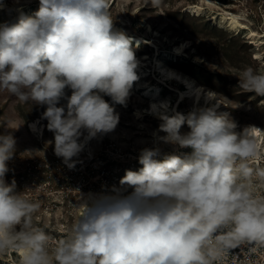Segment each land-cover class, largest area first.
<instances>
[{"label": "clouds", "instance_id": "9594fccd", "mask_svg": "<svg viewBox=\"0 0 264 264\" xmlns=\"http://www.w3.org/2000/svg\"><path fill=\"white\" fill-rule=\"evenodd\" d=\"M109 8L110 0H39L33 16L0 24V90L45 107L48 143L69 169L92 139L117 127L114 105L126 106L139 79L133 38ZM238 87L264 97V72L243 69ZM218 96L204 92L205 103L186 114L152 106L164 133L156 141L190 153L142 149V167L126 170L113 195L80 193L82 214L54 244L34 224L40 203L6 182L16 139L0 134V255L20 252L19 264H223L232 249L264 247L255 127L237 131L231 115L218 112Z\"/></svg>", "mask_w": 264, "mask_h": 264}, {"label": "rangeland", "instance_id": "374dc122", "mask_svg": "<svg viewBox=\"0 0 264 264\" xmlns=\"http://www.w3.org/2000/svg\"><path fill=\"white\" fill-rule=\"evenodd\" d=\"M204 1L209 3L204 5L203 15L185 11L186 5ZM204 1L160 0L159 4H154L153 0H110L109 12L117 28L127 35L145 39L139 52L135 53L137 58L142 59L147 53L150 60L158 58L165 66H172L203 84L219 94L218 98L241 127L254 125L264 134V97L244 92L238 87V77L243 69L251 67L257 72H264V43L260 46L257 43L260 38L264 41V0ZM38 9L39 0H0V24L18 23L22 16H33ZM224 11L238 18L242 33L230 32L215 24ZM149 26L153 35L148 31ZM250 31L259 37L251 39ZM156 32L158 37L154 36ZM183 40H189L190 47L176 56L175 46ZM145 64L148 65H143V68L148 69L146 72L151 75L142 77L139 66V79L126 106L114 105L119 114L117 127L92 139L80 156L74 158L77 163L73 169H69L62 158L54 154V144L48 143L53 141V133L47 130V121L41 119L45 107L30 100L21 102L6 90H0V134L11 131L16 139V152L8 161L10 170L6 174V182L11 183L14 179L18 192L40 203L34 223L51 236L67 235L78 217L76 210L83 209L82 206L76 207L81 194L96 197L113 195L112 189L121 187L120 180L126 170L137 171L142 167L138 162L142 149L159 147L162 155L190 153V149L156 141L157 134L164 135L157 132L161 123L159 119L135 115L137 110L144 113L148 107L150 100L145 95L146 86L156 84L160 75H155L157 73L154 66L152 69L151 62L145 61ZM171 84L176 86L174 82ZM159 93L176 102L177 91L162 85ZM66 95L70 96L71 90L66 89ZM104 99L112 103L110 97L104 96ZM66 103V100H61L60 105ZM190 106L189 100L182 102L179 112L190 110ZM37 119L39 130L31 132L28 125ZM9 126L10 129H6ZM181 131H188L187 125ZM256 191L257 195L263 196L259 184ZM48 211L52 214L46 219L43 214Z\"/></svg>", "mask_w": 264, "mask_h": 264}, {"label": "bare ground", "instance_id": "6f19581e", "mask_svg": "<svg viewBox=\"0 0 264 264\" xmlns=\"http://www.w3.org/2000/svg\"><path fill=\"white\" fill-rule=\"evenodd\" d=\"M204 1V0H203ZM128 4L130 3V1H126ZM206 2L209 3V1H204V3H191V4H188L185 6V11H187L188 13L190 14H194V15H203L205 13V8H204V5L206 4ZM215 24H220V26L222 28H225L226 30L230 31V32H239V33H242L241 32V29H242V24L241 22L238 20V18L233 15L232 13L230 12H227V11H224L222 14H220V19H216L215 21ZM151 31L152 32V35H153V29L151 26H149V29L148 31ZM250 38L251 39H257L259 36L257 33H255L254 31H250ZM130 36V35H128ZM154 36H159V33L156 32V34H154ZM133 38V42H134V46H133V50L135 51V53H138L139 52V49H140V45H141V42L142 41H145L144 38H142L141 36H136V35H133V36H130ZM167 40V39H166ZM257 43H258V46H260L261 44L264 43V41L261 40V38L259 40H257ZM190 42L189 40H183L181 42H178L175 46V55L176 56H179L181 55L182 53H184L189 47H190ZM175 45V44H174ZM144 57L142 59H139L137 58V60L139 61V66H140V69L142 71V77H146L145 75L147 74V70L148 69H145L143 68V65H148V64H145V61H149V63L151 62V65H152V69H153V66L155 67L154 68V71L156 72L158 70V74H155V75H158L159 78H157V83L156 84H148L146 86L147 90L145 91V95L149 98V105L148 107H146V109L144 110V113L137 110L135 112V115H137L139 118L143 115L145 116H152V117H155L157 118L156 116L150 114V108L152 106H155L157 108H159L161 105H164L166 107H168L170 110H174V111H177L179 112V106L182 104V102L186 101V100H189L190 103H191V106H190V110L193 108V105L194 103H199V104H204L205 101L202 97V95L204 94V92L208 91V90H211V89H208L206 88L203 84L195 81L194 79H191L185 75H183L180 71H178L176 68L172 67V66H165L158 58H156L154 61L153 60H150V56L147 55V53H144ZM155 64V65H153ZM150 65V64H149ZM176 80H179V81H183L187 90L182 92L178 89V86H170V85H173L171 83H173L174 81ZM145 83H148L147 81H145ZM170 84V85H169ZM162 85H168L170 88V90H174V91H177L178 93V96H177V99H176V102H173V100L171 98H164L161 96V94L159 93V90L161 89V86ZM140 89H143L141 87H139ZM212 91V90H211ZM187 96H190L191 98L187 99L186 97ZM202 99V101H200ZM219 100V107H218V112H229L227 108H225V106L223 105V101L218 98ZM180 101V103H179ZM172 102L174 104H172ZM215 102V101H213ZM188 110V111H190ZM188 111L186 112H183V113H187ZM143 113V114H142ZM158 119V118H157ZM235 121V120H234ZM38 122H39V119L37 120H33L31 121L30 125H28V128L29 130L32 132V131H38L39 128H38ZM238 125L237 127V131H242V129L244 127H247V126H254V125H244V126H240L239 125V122L238 121H235ZM255 128L252 129V135L253 137L255 138L256 140V144H257V148H258V156L252 161L253 165L255 166H261V167H264L262 165V162H264V134L262 132V130L260 128H258L257 126H254ZM32 130H31V129ZM83 212V209H77L76 210V213L77 215L79 216L80 214H82ZM51 216V213L50 212H46L44 217L46 219L50 218ZM22 254V253H21Z\"/></svg>", "mask_w": 264, "mask_h": 264}, {"label": "built area", "instance_id": "2783aa9c", "mask_svg": "<svg viewBox=\"0 0 264 264\" xmlns=\"http://www.w3.org/2000/svg\"><path fill=\"white\" fill-rule=\"evenodd\" d=\"M262 164L264 166V162H262ZM260 189L262 192H264V186L260 185ZM43 215H45V213ZM36 226L39 227V225ZM64 235L66 234L64 233ZM52 237L54 244L55 241L64 238L65 236L53 235ZM21 256L22 254L16 251H10L6 254H2L0 255V264H19ZM223 264H264V247H255L253 249V246L251 245H242L239 248L232 249L231 252L225 257Z\"/></svg>", "mask_w": 264, "mask_h": 264}]
</instances>
